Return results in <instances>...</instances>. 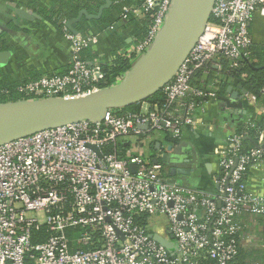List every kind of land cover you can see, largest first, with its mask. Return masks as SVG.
I'll list each match as a JSON object with an SVG mask.
<instances>
[{
  "label": "built area",
  "instance_id": "obj_1",
  "mask_svg": "<svg viewBox=\"0 0 264 264\" xmlns=\"http://www.w3.org/2000/svg\"><path fill=\"white\" fill-rule=\"evenodd\" d=\"M172 2L121 3L125 22L151 12L134 55L155 42ZM255 13L264 20V0H214L197 42L162 87L161 105L138 113L110 108L98 120L84 118L0 144V264H239L240 216L264 215V189L250 190L244 175L247 167L264 168V129L248 121L241 133L226 134L216 150L220 170L213 193L168 180L160 162L123 147L122 139L141 133L145 123L171 138H180L185 126L201 124L193 113L214 94L193 84L195 71L216 57L240 66L252 45ZM65 23L69 69L19 85L36 94L31 99L72 100L102 88L100 63L80 58L97 37L72 33ZM253 128L257 141L243 152L241 139ZM159 216L166 222L156 223ZM151 233L170 241L171 248Z\"/></svg>",
  "mask_w": 264,
  "mask_h": 264
},
{
  "label": "crops",
  "instance_id": "obj_2",
  "mask_svg": "<svg viewBox=\"0 0 264 264\" xmlns=\"http://www.w3.org/2000/svg\"><path fill=\"white\" fill-rule=\"evenodd\" d=\"M139 0H0V34L5 42L0 49V78L9 76L14 80L31 75L62 72L68 69L71 59L69 41L61 32L58 22L53 21V12L61 9L69 19L80 18L72 26L83 35H94L97 42L82 51L90 62L103 65L114 63L121 57L128 67L112 73L115 85L128 75L139 73L141 56L134 55L132 48L143 33L140 17L123 21L118 14L121 3H136ZM79 6L73 13V5ZM118 4V5H117ZM104 6L101 14L99 8ZM121 7V6H120ZM25 15H22V14ZM30 17V18H29ZM252 47L247 57V67L237 75L230 74L225 66L227 60L216 57L210 62L214 73L207 79H193L213 96L207 97L195 109L193 116L201 122L195 129L185 126L180 138L142 128L139 134L122 139L123 147L153 162L165 160L164 177L170 181L186 184L194 189L213 193L214 178L219 173L216 150L225 143L226 134L248 121H258L264 115V103L256 96L254 101L246 94L253 76L259 75L263 64L264 20L255 13L249 25ZM239 70V71H240ZM264 88V87H263ZM245 91V92H243ZM145 111L150 103H136ZM173 169V171H171ZM187 169V173L180 170ZM199 169V172L196 171ZM248 188L254 192L264 189V168L251 167L247 177ZM243 230L239 239L242 248L249 250L264 264V215H243ZM159 229V228H158ZM160 230V229H159ZM247 257L246 259H249Z\"/></svg>",
  "mask_w": 264,
  "mask_h": 264
},
{
  "label": "water",
  "instance_id": "obj_3",
  "mask_svg": "<svg viewBox=\"0 0 264 264\" xmlns=\"http://www.w3.org/2000/svg\"><path fill=\"white\" fill-rule=\"evenodd\" d=\"M213 1L173 0L161 32L152 46L141 55L139 73L128 75L115 85L102 87L72 100L26 99L0 103V144L84 118L98 120L110 108L139 103L160 91L197 42L210 17ZM104 6L99 8V14ZM83 12L85 11L82 10L78 17L66 21L65 25L70 32H78L72 25ZM139 126L146 128L147 123ZM153 162H157V158ZM187 171L180 170L181 173ZM175 183L192 188L186 184ZM150 236L156 242L171 248L172 243L160 235L151 233Z\"/></svg>",
  "mask_w": 264,
  "mask_h": 264
},
{
  "label": "trees",
  "instance_id": "obj_4",
  "mask_svg": "<svg viewBox=\"0 0 264 264\" xmlns=\"http://www.w3.org/2000/svg\"><path fill=\"white\" fill-rule=\"evenodd\" d=\"M141 1L142 0H139L138 2H136V4H140ZM79 6H83V5L74 4L72 6L74 8L72 12L75 13L76 10H78ZM121 11H122V9L118 5V14L119 15H120ZM52 17H53V21L58 22L59 28H60L61 32L63 33L64 32L63 31V27H64L63 21L64 20L67 21V19L69 18V15L65 14L61 9H58L55 12H53ZM141 17L142 18L140 19V23L142 26L143 33L139 36V40L146 33V31L148 30V27L150 26L151 21H152L150 11L142 12ZM133 18L134 17H129L127 22L132 21ZM4 42H5V39H4L3 35L0 34V49L3 48ZM251 47H252V45L249 47V51H248V55H247L248 58L250 57L249 55H250ZM82 51L80 53V58L85 59L82 56ZM247 57L243 58L241 61V65L237 66V67H231L229 62L226 63L227 65L225 66V69H227L228 72H230V74H235V75H237V73L239 74L241 72V70L242 71H243V69L245 70V68L248 65ZM262 58H263V64H264V48H263V57ZM100 65H101L103 71L105 72V78L103 81H101L99 83V85L101 87H107L113 83V79L111 77V74L125 70L128 67V62L124 59H121V57H120L114 63L108 64V65H103L102 63H100ZM68 69H69V67H68ZM65 71H62V72H65ZM53 73H56V72H53ZM53 73H50V74H53ZM58 73H61V72H58ZM210 73L212 74V73H214V71L211 68V64L207 63L202 68L197 69L195 71V78L197 76L198 77L204 76L207 79L208 77H210ZM40 76L41 75H38V74L37 75H31V76H27L26 78L20 79V80H14V79L10 78L9 76L1 77L0 78V103L13 102V101H18V100H26V99H31V98L35 97L36 94L25 93L23 91L18 90V86L29 81V80H31V79L39 78ZM193 84L197 87H200V85H198L196 82H194ZM263 87H264V66L261 67L259 75L253 76L250 79V81L248 82L247 89L251 93L255 94V96L260 98L262 100V103H264V88ZM202 88L206 89L208 91H211V90L207 89L206 86L202 87ZM164 97L165 96H164L163 92L160 90V91H157L156 93H154L153 95L149 96L147 99H145V101L149 102L150 104L161 105L164 102ZM116 109H118V108H116ZM139 110L140 109H139L138 104H131V105H127L125 107L120 108L116 112H118V113H125V112L138 113ZM254 123H255L256 127H260V128L264 129V115L260 120L254 121ZM246 127H247L246 124H242L240 127H237V129H234L233 131L235 133L239 134L242 131H244ZM248 134H249L248 137H244L241 139V149L243 152L248 151L251 147H253L255 145V143L257 141V137H256L257 134L255 133L254 128L250 129ZM244 175L246 177L249 175V167L246 168ZM243 215L245 216V215H249V214H242L240 216L241 219H242ZM237 246H238L237 260H238L239 264H245L247 261L257 260V258H255V255H253V253H251L249 250L241 247L239 241H238ZM249 256H250V258L246 259ZM257 261H259V260H257Z\"/></svg>",
  "mask_w": 264,
  "mask_h": 264
},
{
  "label": "rangeland",
  "instance_id": "obj_5",
  "mask_svg": "<svg viewBox=\"0 0 264 264\" xmlns=\"http://www.w3.org/2000/svg\"><path fill=\"white\" fill-rule=\"evenodd\" d=\"M119 109L120 108H118V109L115 108L116 111ZM198 172H199V169L196 171V173H198ZM155 221H156V223H164V222H166V219L164 216H159L158 218L155 219ZM157 228H159V227H157Z\"/></svg>",
  "mask_w": 264,
  "mask_h": 264
},
{
  "label": "flooded vegetation",
  "instance_id": "obj_6",
  "mask_svg": "<svg viewBox=\"0 0 264 264\" xmlns=\"http://www.w3.org/2000/svg\"><path fill=\"white\" fill-rule=\"evenodd\" d=\"M165 160H163L162 162H160L161 163V165H162V170L164 171V167H166L165 166V162H164Z\"/></svg>",
  "mask_w": 264,
  "mask_h": 264
}]
</instances>
